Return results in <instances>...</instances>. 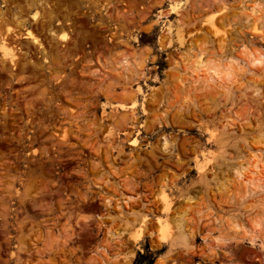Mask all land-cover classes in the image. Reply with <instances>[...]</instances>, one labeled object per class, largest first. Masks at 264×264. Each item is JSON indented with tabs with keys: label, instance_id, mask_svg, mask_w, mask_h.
Returning <instances> with one entry per match:
<instances>
[{
	"label": "rangeland",
	"instance_id": "374dc122",
	"mask_svg": "<svg viewBox=\"0 0 264 264\" xmlns=\"http://www.w3.org/2000/svg\"><path fill=\"white\" fill-rule=\"evenodd\" d=\"M5 1L0 36L16 65L0 51V264H134L147 247L154 264H264L258 246L234 239L264 234V192L234 173L264 165V74L227 90L196 83L191 67L264 53L253 1L185 0L180 16L170 0ZM21 24L41 46L16 36ZM133 100L145 114L111 118ZM219 147L220 167L202 180L200 155ZM159 216L186 241L162 243Z\"/></svg>",
	"mask_w": 264,
	"mask_h": 264
},
{
	"label": "bare ground",
	"instance_id": "6f19581e",
	"mask_svg": "<svg viewBox=\"0 0 264 264\" xmlns=\"http://www.w3.org/2000/svg\"><path fill=\"white\" fill-rule=\"evenodd\" d=\"M184 1L185 0H179V1L170 0L171 4L169 6V12L175 13L178 16H180L181 15V6H182V3H184ZM252 1H253V3L248 5L249 13L247 14V19L249 20V23H250L252 30L256 33H261V29L263 28V22H264V7H262L260 0H252ZM5 2L6 1L3 0V3H5ZM224 10H225V7L223 6L222 10H219V11H223V13H224ZM223 13H221V14H223ZM0 18H2V12H0ZM33 18H34L35 22H38L39 19L37 18V14H35L33 16ZM159 18H160V16H159ZM157 21H158V19H157ZM211 26L213 28L215 27L214 21L211 22ZM22 28L24 29V33L23 34H17L16 36L18 38L22 35V37L31 39L34 43H39L41 46V43L39 42L38 37L30 30V28L28 26L22 25ZM172 31H173L172 27L166 26L165 32H164L165 35H163V36L161 35V36L163 38H166L165 36L171 34ZM216 33H218V31H216ZM176 35H177V40H178L180 46H184L185 43H184L183 35H182L181 31L178 30L176 32ZM61 37H65V38L62 39ZM162 37H160L161 41H162ZM60 38H61V40L66 41V42L69 39L66 35H61ZM164 40H163V42H165ZM225 40H226V38L222 39L221 45L224 44ZM161 41H159L160 44L161 43L163 44V42H161ZM12 43L13 42L11 40L10 41L8 40V37L0 36V51L2 53V56L8 62H10L12 65L15 66L16 65V56L14 54H12L13 52H11L12 47L10 48ZM14 43H16V40L14 41ZM162 44H161V46H162ZM223 46L224 45H222V47ZM191 64H192L191 65L192 77L194 78L196 83H202L205 86L219 85L220 87H222L224 89L230 90L232 88V86L236 83V81H238L239 78L240 79L243 78L246 74H252V76L256 75V74H259V75L264 74V53L263 52H257L256 54L249 53L248 55H245L242 58L236 59L234 57V51H232L230 53V56L227 57V63L219 62L217 64L216 63L211 64L210 61H204L203 57L199 56L198 59L193 61V63H191ZM141 66H143V65H141ZM134 92L136 95H141L143 97L144 101L146 100L147 93L144 92V89L142 88V86L140 84H138L136 86ZM130 93L132 94V92H130ZM115 106H118L119 112L114 111V113L111 114V118L114 120H116L118 118H122V119L127 118L128 114H129L128 112H130L132 117L135 118L136 111H137L138 107L141 108V111L143 112V114L146 113L144 103L139 104L135 100L131 101V103L128 105L124 104V103L123 104L120 103V104H117ZM127 135L129 137H132L131 142H130L131 145L137 146L138 145V137L133 136L130 132ZM211 138L213 140L217 141L215 134L211 135ZM164 146L165 147L168 146V142L166 140L164 142ZM249 150H251L250 147H249ZM260 153L262 154V150L260 148H257L255 151L254 157L260 158L259 157ZM200 156H201L202 162L197 161V171H198L199 177L202 180H206V179H208L209 173H216L215 167H220V165L218 164V160H219V158H223V156L220 153V147L218 148V150L216 152L215 151H213V152L208 151L207 153L202 152V154ZM196 159H198V157H196ZM240 166H241L240 168L235 169L234 173L240 179H244V181L248 185V187H251V188H249L251 193L255 194L258 192L259 193L264 192V165L262 167H259L258 165H254L255 170L251 172L253 174V176H251V173H250L251 178H250V176H248V177L246 176L248 174L247 172H245V171H248L247 168H246V170H244L245 166L244 167L242 165H240ZM245 173H246V175H245ZM226 174H228V173L226 172ZM254 175H256V176H254ZM132 199H133V197H128V199L125 202V205L129 209L133 208V206L130 204L131 203L130 201ZM118 207H120V206H118ZM172 208H173V202L171 200H168L167 197L164 196V198H163V211L169 212V211H172ZM119 211L123 212L122 208H120ZM164 219L165 218L159 216L156 220L157 223L159 224V226L157 227V234L159 236L158 238L162 243L170 244V246L173 249L176 247L175 244L178 243L179 241H180V243L186 241L187 234H183L181 232L178 235H174V232H173L171 225ZM145 228H146V222L144 221L143 225L139 228V230L135 231L133 234L132 239L135 243L142 239V237L144 236L143 231L147 230ZM177 231H179V232L181 231L179 226H177ZM253 232H251L252 234L249 232L250 233V234H248L249 236H243V237L237 236L234 239L236 240V243H238V244L243 243V242H247L251 246H258L260 251L264 252V234L263 233L260 234L261 233L260 231H259L260 233H257V232L253 233ZM205 241H207V238H205Z\"/></svg>",
	"mask_w": 264,
	"mask_h": 264
},
{
	"label": "trees",
	"instance_id": "16d2710c",
	"mask_svg": "<svg viewBox=\"0 0 264 264\" xmlns=\"http://www.w3.org/2000/svg\"><path fill=\"white\" fill-rule=\"evenodd\" d=\"M158 253L151 251L148 247L144 253H138L134 264H154Z\"/></svg>",
	"mask_w": 264,
	"mask_h": 264
},
{
	"label": "snow or ice",
	"instance_id": "6c2138e0",
	"mask_svg": "<svg viewBox=\"0 0 264 264\" xmlns=\"http://www.w3.org/2000/svg\"><path fill=\"white\" fill-rule=\"evenodd\" d=\"M62 39H64L65 37H61Z\"/></svg>",
	"mask_w": 264,
	"mask_h": 264
}]
</instances>
